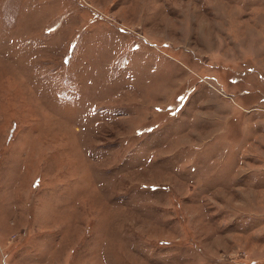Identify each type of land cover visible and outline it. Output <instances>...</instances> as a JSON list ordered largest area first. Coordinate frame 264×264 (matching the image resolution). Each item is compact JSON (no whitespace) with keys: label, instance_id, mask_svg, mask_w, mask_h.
<instances>
[{"label":"rangeland","instance_id":"1","mask_svg":"<svg viewBox=\"0 0 264 264\" xmlns=\"http://www.w3.org/2000/svg\"><path fill=\"white\" fill-rule=\"evenodd\" d=\"M0 264H264V0H0Z\"/></svg>","mask_w":264,"mask_h":264}]
</instances>
